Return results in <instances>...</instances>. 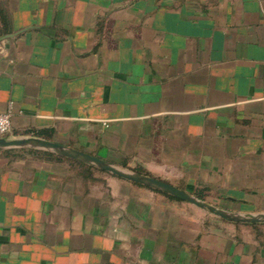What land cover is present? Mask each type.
<instances>
[{
	"label": "crops",
	"instance_id": "obj_1",
	"mask_svg": "<svg viewBox=\"0 0 264 264\" xmlns=\"http://www.w3.org/2000/svg\"><path fill=\"white\" fill-rule=\"evenodd\" d=\"M8 111L7 139L264 214V0H0ZM96 172L0 151V264H264V222Z\"/></svg>",
	"mask_w": 264,
	"mask_h": 264
},
{
	"label": "water",
	"instance_id": "obj_2",
	"mask_svg": "<svg viewBox=\"0 0 264 264\" xmlns=\"http://www.w3.org/2000/svg\"><path fill=\"white\" fill-rule=\"evenodd\" d=\"M19 148H31V149L49 151V152L58 154L60 156H63L71 160L90 164L104 172L111 173L125 180L159 189L163 192H166L168 194L175 196L178 199L190 202L199 208L209 210L215 215L223 219L229 220V221L246 222V223L264 222V214H260L256 216L239 215V214H233V213H229L223 210H219L197 199L191 194L183 190H180L179 188L174 187L173 185L167 182H164L162 180L156 179L148 175H143L137 172H133V171L115 166L96 156L90 155L88 153H85L79 150L64 147L52 141L35 138V137L19 138V139L0 138V151L10 150V149H19Z\"/></svg>",
	"mask_w": 264,
	"mask_h": 264
},
{
	"label": "trees",
	"instance_id": "obj_3",
	"mask_svg": "<svg viewBox=\"0 0 264 264\" xmlns=\"http://www.w3.org/2000/svg\"><path fill=\"white\" fill-rule=\"evenodd\" d=\"M3 154L9 157H17V158H25L28 156L35 157L37 159L51 161V162H68L75 168L79 169L84 176H92L94 171H98L97 168L75 160H71L60 156L55 153L42 151L38 149H31V148H19V149H10V150H3Z\"/></svg>",
	"mask_w": 264,
	"mask_h": 264
},
{
	"label": "built area",
	"instance_id": "obj_4",
	"mask_svg": "<svg viewBox=\"0 0 264 264\" xmlns=\"http://www.w3.org/2000/svg\"><path fill=\"white\" fill-rule=\"evenodd\" d=\"M11 111L0 114V137L5 138L12 130Z\"/></svg>",
	"mask_w": 264,
	"mask_h": 264
},
{
	"label": "rangeland",
	"instance_id": "obj_5",
	"mask_svg": "<svg viewBox=\"0 0 264 264\" xmlns=\"http://www.w3.org/2000/svg\"><path fill=\"white\" fill-rule=\"evenodd\" d=\"M97 176H112L110 175V173H104V171L102 173L100 172H96Z\"/></svg>",
	"mask_w": 264,
	"mask_h": 264
}]
</instances>
